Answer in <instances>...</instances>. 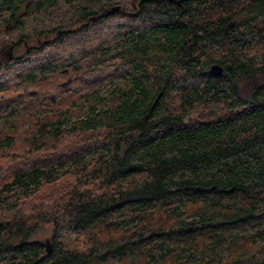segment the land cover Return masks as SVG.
Segmentation results:
<instances>
[{
  "label": "trees",
  "instance_id": "obj_1",
  "mask_svg": "<svg viewBox=\"0 0 264 264\" xmlns=\"http://www.w3.org/2000/svg\"><path fill=\"white\" fill-rule=\"evenodd\" d=\"M33 39L0 57V120L25 121L0 131V264H264V82L239 90L264 0H0V49Z\"/></svg>",
  "mask_w": 264,
  "mask_h": 264
},
{
  "label": "flooded vegetation",
  "instance_id": "obj_2",
  "mask_svg": "<svg viewBox=\"0 0 264 264\" xmlns=\"http://www.w3.org/2000/svg\"><path fill=\"white\" fill-rule=\"evenodd\" d=\"M57 35H59V32L57 33ZM39 46H41V41L38 40V39H35L34 41L31 40L30 44H27L26 42H23V45H18V46L10 45L8 48L3 47V48L0 49V57L2 59L7 60V61H13L14 59H26V58L29 57L31 52L34 51V48L39 47ZM40 51H42V50L40 49ZM88 54H89V51L85 50L82 53H80L81 58L77 62H75V60H72L71 62H68V63L61 62V63L56 64L55 67H56V69H58L59 73L64 74V73L67 72L69 67H75V65H73L74 63H82L83 61H85L89 57ZM82 56H84V57H82ZM261 81H263V80H261ZM67 82L69 83L70 79H68ZM67 82L65 83L62 80V84L61 85L65 87L67 85ZM258 83H261V82H258ZM67 94L68 95L73 94V91H72L71 88L67 89ZM81 102H82L81 100L79 102H77L78 105L81 104ZM130 140L131 139H129V138L128 139L125 138L123 144L124 145H128ZM3 225H4V228H7V229H11L12 228V224H10L9 221H4ZM31 242L38 243L42 247V252L46 250L45 248H46V244L47 243L44 244L43 242H39V241H35V240H31ZM49 244H50V242H49Z\"/></svg>",
  "mask_w": 264,
  "mask_h": 264
},
{
  "label": "rangeland",
  "instance_id": "obj_3",
  "mask_svg": "<svg viewBox=\"0 0 264 264\" xmlns=\"http://www.w3.org/2000/svg\"><path fill=\"white\" fill-rule=\"evenodd\" d=\"M44 38V37H43ZM34 41V39H33ZM31 43V41H30ZM261 80L264 81V76L260 77L259 81L256 79H247V80H241L239 82V90L240 94L244 99H248L250 97L252 88H253V83L252 82H261ZM25 124V121L21 119H12L9 122H3V120H0V131H6L10 127H19L21 125ZM28 226L31 227L34 232L31 237V240L43 242L44 244L50 242L49 246L50 248L52 247L51 245V233H52V227L49 224H41L38 221L30 220L28 223ZM50 240V241H49ZM48 241V242H47ZM46 249V248H45Z\"/></svg>",
  "mask_w": 264,
  "mask_h": 264
},
{
  "label": "water",
  "instance_id": "obj_4",
  "mask_svg": "<svg viewBox=\"0 0 264 264\" xmlns=\"http://www.w3.org/2000/svg\"><path fill=\"white\" fill-rule=\"evenodd\" d=\"M118 11H119V7L118 6H114V7L110 8V9H108L106 11V13L107 14H113V13L118 12ZM209 71L212 74H214V75H221L223 70H222V67L219 64L214 63V64H211L209 66ZM263 75H264V72H263ZM46 251L48 253H50V251H51V248H50L48 243L46 244Z\"/></svg>",
  "mask_w": 264,
  "mask_h": 264
}]
</instances>
